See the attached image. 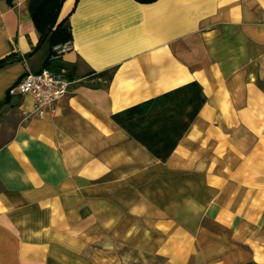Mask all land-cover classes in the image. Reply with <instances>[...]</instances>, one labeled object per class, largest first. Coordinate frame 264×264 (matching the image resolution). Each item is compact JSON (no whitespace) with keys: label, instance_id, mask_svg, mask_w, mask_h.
<instances>
[{"label":"crops","instance_id":"0c3cea01","mask_svg":"<svg viewBox=\"0 0 264 264\" xmlns=\"http://www.w3.org/2000/svg\"><path fill=\"white\" fill-rule=\"evenodd\" d=\"M9 57L0 264H264V0H0Z\"/></svg>","mask_w":264,"mask_h":264},{"label":"built area","instance_id":"2783aa9c","mask_svg":"<svg viewBox=\"0 0 264 264\" xmlns=\"http://www.w3.org/2000/svg\"><path fill=\"white\" fill-rule=\"evenodd\" d=\"M71 47L70 43L54 47L50 60H58ZM71 84L65 73L44 68L36 73L27 72L9 89V95L31 96L34 100L35 113L42 115L46 108L53 107L69 95Z\"/></svg>","mask_w":264,"mask_h":264},{"label":"trees","instance_id":"16d2710c","mask_svg":"<svg viewBox=\"0 0 264 264\" xmlns=\"http://www.w3.org/2000/svg\"><path fill=\"white\" fill-rule=\"evenodd\" d=\"M66 39L68 40V37ZM67 40H65V41H67ZM15 61L16 60H15L14 57H9L7 59L1 60L0 61V70L3 69V68H5L8 65L14 63Z\"/></svg>","mask_w":264,"mask_h":264},{"label":"rangeland","instance_id":"374dc122","mask_svg":"<svg viewBox=\"0 0 264 264\" xmlns=\"http://www.w3.org/2000/svg\"><path fill=\"white\" fill-rule=\"evenodd\" d=\"M160 260H157V259H151V264H159ZM135 262L138 264L139 262H142L143 263V260L142 259H138V258H135Z\"/></svg>","mask_w":264,"mask_h":264}]
</instances>
